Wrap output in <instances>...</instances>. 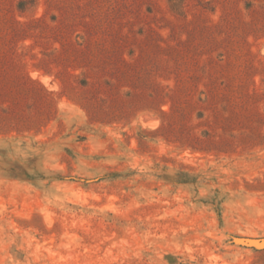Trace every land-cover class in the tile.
I'll use <instances>...</instances> for the list:
<instances>
[{"label":"rangeland","instance_id":"rangeland-1","mask_svg":"<svg viewBox=\"0 0 264 264\" xmlns=\"http://www.w3.org/2000/svg\"><path fill=\"white\" fill-rule=\"evenodd\" d=\"M0 264H264V0H0Z\"/></svg>","mask_w":264,"mask_h":264},{"label":"water","instance_id":"water-1","mask_svg":"<svg viewBox=\"0 0 264 264\" xmlns=\"http://www.w3.org/2000/svg\"><path fill=\"white\" fill-rule=\"evenodd\" d=\"M251 241V240H250Z\"/></svg>","mask_w":264,"mask_h":264}]
</instances>
